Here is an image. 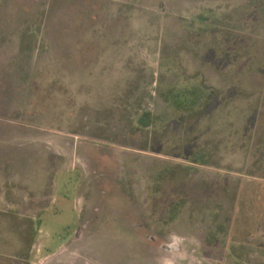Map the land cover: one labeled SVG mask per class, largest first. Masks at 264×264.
I'll return each instance as SVG.
<instances>
[{
  "label": "rangeland",
  "instance_id": "rangeland-1",
  "mask_svg": "<svg viewBox=\"0 0 264 264\" xmlns=\"http://www.w3.org/2000/svg\"><path fill=\"white\" fill-rule=\"evenodd\" d=\"M0 264H264V0H0Z\"/></svg>",
  "mask_w": 264,
  "mask_h": 264
},
{
  "label": "trees",
  "instance_id": "trees-1",
  "mask_svg": "<svg viewBox=\"0 0 264 264\" xmlns=\"http://www.w3.org/2000/svg\"><path fill=\"white\" fill-rule=\"evenodd\" d=\"M204 95H206V99L210 97V95L205 94V92H200L195 93L194 91H187V92H168L166 94V98L169 101H172L177 109L183 110L185 113H189L192 114L196 111V104L199 103V101H201L204 97ZM148 118V117H146ZM157 119H159L160 121L162 119H160L159 117H156ZM199 153L193 154V155H198ZM196 156H191V161L194 163H202L201 161H199Z\"/></svg>",
  "mask_w": 264,
  "mask_h": 264
},
{
  "label": "flooded vegetation",
  "instance_id": "flooded-vegetation-1",
  "mask_svg": "<svg viewBox=\"0 0 264 264\" xmlns=\"http://www.w3.org/2000/svg\"><path fill=\"white\" fill-rule=\"evenodd\" d=\"M79 232V231H78ZM77 235V234H76Z\"/></svg>",
  "mask_w": 264,
  "mask_h": 264
}]
</instances>
